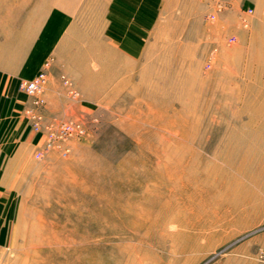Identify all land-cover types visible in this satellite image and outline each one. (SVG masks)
Wrapping results in <instances>:
<instances>
[{"label":"rangeland","instance_id":"1","mask_svg":"<svg viewBox=\"0 0 264 264\" xmlns=\"http://www.w3.org/2000/svg\"><path fill=\"white\" fill-rule=\"evenodd\" d=\"M10 2L0 264H264V0Z\"/></svg>","mask_w":264,"mask_h":264},{"label":"built area","instance_id":"2","mask_svg":"<svg viewBox=\"0 0 264 264\" xmlns=\"http://www.w3.org/2000/svg\"><path fill=\"white\" fill-rule=\"evenodd\" d=\"M213 17H214L213 15L208 16L210 20H212ZM44 81H45V74L43 72H40L30 81L24 80L18 83V90L24 93L29 99H31L32 106L31 109L26 110V114L30 117L31 126L35 131H38L40 129L41 117L35 111H33V109L34 110L39 109L44 104V100L42 99ZM65 84L68 85L66 81ZM69 94L71 95V97H76L77 95L73 90H70ZM83 134H84V128L80 122L63 123L59 126V129L55 135L53 133H49V135L52 136V138L48 140V146H45L44 151L48 150L51 139L52 140L58 139V141L62 142L70 137H82ZM62 154L65 156L67 154V150H63ZM41 157H42L41 154L38 153L37 158H41ZM258 259L262 263H264V246H262L258 250Z\"/></svg>","mask_w":264,"mask_h":264},{"label":"crops","instance_id":"3","mask_svg":"<svg viewBox=\"0 0 264 264\" xmlns=\"http://www.w3.org/2000/svg\"><path fill=\"white\" fill-rule=\"evenodd\" d=\"M4 6H8L7 7V12L8 13H3V17L4 18H9L10 17V10H11V2H10V0H9V4L8 5H4ZM4 8H6V7H4ZM6 28L4 27V29L3 30H1L0 29V41H2V44H1V46L0 47H3V48H5L6 46L8 47V49L10 48V45H11V28H10V25H9V27H8V29H7V35H6V30H5ZM4 40H3V39ZM6 42H7V44H6ZM41 47H40V43L37 45V48L35 49L36 51V55L35 56H38V54H39V49H40ZM7 73V75H9L10 74V70H6V69H0V76H2L3 74L5 75ZM36 75V74H35Z\"/></svg>","mask_w":264,"mask_h":264},{"label":"clouds","instance_id":"4","mask_svg":"<svg viewBox=\"0 0 264 264\" xmlns=\"http://www.w3.org/2000/svg\"><path fill=\"white\" fill-rule=\"evenodd\" d=\"M170 230H171V231H176V225H171V226H170Z\"/></svg>","mask_w":264,"mask_h":264}]
</instances>
